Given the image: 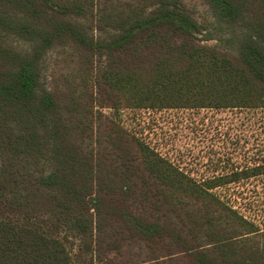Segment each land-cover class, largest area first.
Here are the masks:
<instances>
[{"label": "trees", "instance_id": "1", "mask_svg": "<svg viewBox=\"0 0 264 264\" xmlns=\"http://www.w3.org/2000/svg\"><path fill=\"white\" fill-rule=\"evenodd\" d=\"M204 2L210 25L186 0H0V264H264V231L210 192L264 165L199 182L94 114L264 111V0ZM55 46L88 75L67 93L42 82Z\"/></svg>", "mask_w": 264, "mask_h": 264}, {"label": "rangeland", "instance_id": "2", "mask_svg": "<svg viewBox=\"0 0 264 264\" xmlns=\"http://www.w3.org/2000/svg\"><path fill=\"white\" fill-rule=\"evenodd\" d=\"M186 3L200 21L213 22L204 0ZM8 42L19 52L31 49L30 42L15 35ZM79 53L74 46L50 49L42 62L43 84L64 93L69 83L82 85L88 75H83ZM99 112L114 116L161 158L199 182L264 165L262 109L122 108L115 115L113 109L96 104L94 114ZM210 192L259 232L264 231V173ZM184 200L194 204L189 198Z\"/></svg>", "mask_w": 264, "mask_h": 264}, {"label": "crops", "instance_id": "3", "mask_svg": "<svg viewBox=\"0 0 264 264\" xmlns=\"http://www.w3.org/2000/svg\"><path fill=\"white\" fill-rule=\"evenodd\" d=\"M258 175H261V174L253 175V177H256V176H258Z\"/></svg>", "mask_w": 264, "mask_h": 264}]
</instances>
